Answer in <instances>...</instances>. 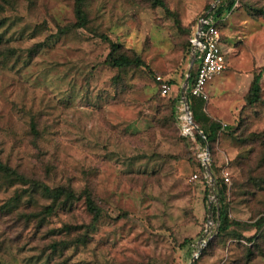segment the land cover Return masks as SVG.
<instances>
[{
  "label": "rangeland",
  "instance_id": "1",
  "mask_svg": "<svg viewBox=\"0 0 264 264\" xmlns=\"http://www.w3.org/2000/svg\"><path fill=\"white\" fill-rule=\"evenodd\" d=\"M210 1L86 0L76 28L74 0H0V161L14 172L0 176V264H264V106L244 100L259 71L264 100V0L223 12L226 68L203 108L238 227L217 234V189L205 193L202 148L185 155L176 120L188 36ZM104 38L145 67L107 65ZM36 184L88 190L100 218L83 196L42 215L51 200Z\"/></svg>",
  "mask_w": 264,
  "mask_h": 264
},
{
  "label": "trees",
  "instance_id": "2",
  "mask_svg": "<svg viewBox=\"0 0 264 264\" xmlns=\"http://www.w3.org/2000/svg\"><path fill=\"white\" fill-rule=\"evenodd\" d=\"M153 5L160 7L162 9H166V5L163 2V0H152ZM86 0H74V14H75V27L76 28H83L85 25V13H84V6H85ZM210 6L208 4L206 6V9ZM191 34V33H190ZM186 44V54L188 55V49H189V37ZM105 41L109 44V53L106 57L105 63L109 65L110 67L116 68V69H126V68H143L145 67V64L138 58V57H129L128 55L122 53L120 51V45L112 42L108 38H104ZM194 68L190 74L189 81L190 83L194 79ZM262 79V71L255 72L253 74L252 81L250 83L247 95L245 96V106L247 107H253L255 105H262L264 106V100L261 98V87L260 82ZM170 85H174L173 82H168ZM188 98V104L191 111V117L192 122L195 126L198 127L199 130L202 131L204 138L196 131H193L194 139H191L189 137H181L182 141L184 142V148L185 152H189V148H194L198 145L203 149L207 145L209 151L212 149V145L214 143V134H215V123L211 122V120L207 117L205 114L203 108H204V101L199 99H194L190 96ZM173 101H176L180 104V95L178 94ZM178 114H176V120L179 122ZM228 130L230 127L227 128ZM201 149V150H202ZM201 162V160H200ZM211 171L213 173V176L215 177L216 184H217V195L219 199V205L218 207H215L213 209V214L215 217V222L217 224V234L226 233L228 230L231 229L232 226L238 227V223L230 220L228 209L226 206L225 201V190H224V184L222 180L220 181L215 174V169L211 165ZM198 171L201 173L202 176H204L205 172L203 169V166L201 164L198 165ZM14 175V172L11 168H9L7 165L3 164L0 161V176H4L5 178H8L10 176ZM204 182L206 184V178L204 177ZM35 186L41 188L44 193L50 198L51 204L41 211L42 215L44 216H50L52 215L56 209H60L62 207H71V204H73L76 200L80 198V196L84 197V202L86 206V210L89 212V214L92 217V222H96L100 218V210L95 204L91 193L88 190H84L80 195H76L72 190L68 188L58 187L55 189H50L44 185L36 184ZM206 194H208V189L206 188L205 191ZM68 207V208H69ZM258 228L263 225V220L256 222ZM77 241L83 243L84 240L77 239Z\"/></svg>",
  "mask_w": 264,
  "mask_h": 264
},
{
  "label": "built area",
  "instance_id": "3",
  "mask_svg": "<svg viewBox=\"0 0 264 264\" xmlns=\"http://www.w3.org/2000/svg\"><path fill=\"white\" fill-rule=\"evenodd\" d=\"M216 4H212L210 9L201 16L195 26L192 28L189 37L188 55L195 63V76L188 87L187 94L192 98H196L206 102L208 94L206 91L208 83L217 75H220L225 70V58L222 53L221 34L214 17ZM157 83L160 84L162 94L165 95L170 90L165 81L158 77ZM178 119L180 121L181 133L185 137L194 139L191 111L180 99V108ZM204 138V136H203ZM206 156V149L203 148L199 157L203 163ZM196 178V176H195ZM223 184L228 185L230 178L228 173L222 174Z\"/></svg>",
  "mask_w": 264,
  "mask_h": 264
},
{
  "label": "water",
  "instance_id": "4",
  "mask_svg": "<svg viewBox=\"0 0 264 264\" xmlns=\"http://www.w3.org/2000/svg\"><path fill=\"white\" fill-rule=\"evenodd\" d=\"M190 69H191V65H190V68L187 71V74L185 76L183 85L180 88V99L186 106H188L187 89H188V86H189ZM193 127L203 137L202 131L199 130L198 127L195 126L194 124H193ZM205 149H206V156H205V159H204V161L202 163V166H203L204 172L206 174V179H207V182H208V190H209V192L211 194H213L214 190L217 189V184H216V181L214 179V176H213V174L211 172V169H210V166H209V163H208L209 149H208L207 145L205 146ZM196 258H197L196 255L193 256L190 264H193V262L195 261Z\"/></svg>",
  "mask_w": 264,
  "mask_h": 264
},
{
  "label": "crops",
  "instance_id": "5",
  "mask_svg": "<svg viewBox=\"0 0 264 264\" xmlns=\"http://www.w3.org/2000/svg\"><path fill=\"white\" fill-rule=\"evenodd\" d=\"M236 2H237V0H211L210 3H209L210 6L207 9L205 7V9L202 11V13L198 15V17L196 18L195 24H196L197 20L201 16H203L210 9V7H211L212 4H216V9L214 10V17L216 19V22H217V25H218V28H219L220 22L222 21L223 12L225 10H228V9L232 8V6L234 5V3H236ZM194 26H192V28ZM219 31H220V29H219ZM220 34H221V42H222L223 41V35H222L221 31H220ZM188 58H189L188 59L189 60V65H188L189 68H190V65H191L190 74H191V71L194 68V75H195V73H196V71H195V63L192 61V58L189 55H188ZM225 68H226V65H225ZM189 85H190V81H189ZM187 91H188V89H187ZM179 95H180V93H179ZM187 97H188V94H187ZM194 99H196V98H194Z\"/></svg>",
  "mask_w": 264,
  "mask_h": 264
}]
</instances>
